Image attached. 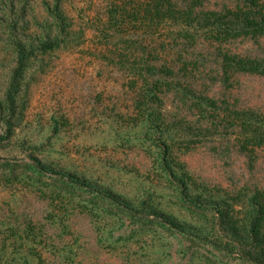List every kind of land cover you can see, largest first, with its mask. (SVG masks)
I'll use <instances>...</instances> for the list:
<instances>
[{
  "label": "rangeland",
  "instance_id": "374dc122",
  "mask_svg": "<svg viewBox=\"0 0 264 264\" xmlns=\"http://www.w3.org/2000/svg\"><path fill=\"white\" fill-rule=\"evenodd\" d=\"M142 3L0 0V255L29 264H264V208L259 217L250 200L264 204V146L243 151L228 120L207 116L224 106L206 113L190 96H226L230 109L264 113V76L238 74L226 88L200 56L192 73L181 71L179 47L142 20ZM17 44L32 51L12 88ZM226 47L264 58V37ZM187 83L192 93L175 89ZM148 99L165 113L168 153L141 124ZM36 162L135 211L38 174ZM212 201L226 204L222 216Z\"/></svg>",
  "mask_w": 264,
  "mask_h": 264
},
{
  "label": "trees",
  "instance_id": "16d2710c",
  "mask_svg": "<svg viewBox=\"0 0 264 264\" xmlns=\"http://www.w3.org/2000/svg\"><path fill=\"white\" fill-rule=\"evenodd\" d=\"M142 7L145 13L142 20L145 22L149 19L154 33L167 32L169 44L179 47L178 55L184 61L181 71L192 73L191 62L200 56L213 60L216 77L226 84V88L230 87V81L238 74L264 76V58L234 53L226 47L236 40L264 37V0H221V4H212L211 0H143ZM54 43L55 40L44 41L40 48H50ZM17 47L18 59L13 74L12 88L32 51V49L25 51L22 44H17ZM172 63L173 66L168 68L171 72L177 67L175 61ZM187 87L188 83L186 85L178 84L175 89L187 95L186 91L192 93V90ZM190 96L199 101L203 111L208 108L205 110L206 113L215 111L213 109L215 106L219 107L220 105V108L222 105L224 106L221 111L218 109L207 116L212 119L220 118L223 123L228 120L231 127H234V139L243 151L249 153L255 147L264 146V113L252 109H230V103L226 96H222L221 100L202 95L200 98L199 96ZM155 98L159 97L155 96ZM152 99L155 101L154 105L157 104L153 97ZM139 102L142 104V101ZM148 102L149 99L143 104L146 108H148ZM233 106L236 107L235 104ZM148 109L147 115L141 114V124L149 126L155 131L159 141L158 146L168 153L167 136L164 139L165 129H169L163 116L165 113L160 110L159 106L151 111L150 108ZM1 141L3 140L0 138ZM32 168L38 174H52L60 180L86 189L95 194L97 198L109 202L115 207L135 211L128 202L120 197L93 187L86 180L79 179L70 173H60L39 162L33 163ZM250 200L259 210L260 217L264 204L259 200V195L253 196ZM192 202L195 203L196 200ZM210 203V210L219 216L224 214L223 208L226 204L223 201ZM250 220V223L254 222V225L249 230L251 235L248 236L257 241L258 216L251 215ZM3 248L4 244L2 243L0 249ZM0 264H29V262L24 257L14 258L0 255Z\"/></svg>",
  "mask_w": 264,
  "mask_h": 264
}]
</instances>
